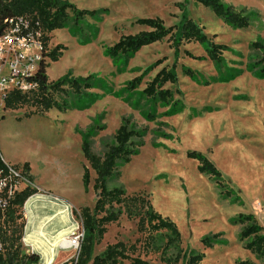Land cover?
Returning a JSON list of instances; mask_svg holds the SVG:
<instances>
[{
    "label": "rangeland",
    "instance_id": "374dc122",
    "mask_svg": "<svg viewBox=\"0 0 264 264\" xmlns=\"http://www.w3.org/2000/svg\"><path fill=\"white\" fill-rule=\"evenodd\" d=\"M68 1L78 9L99 12L52 32L47 50L62 54L57 61L46 58L48 78L93 75L94 86L73 100L64 94L72 105L66 111L53 108L40 113L24 106L0 112L1 151L6 160L16 166L31 164L40 184L54 187L71 201L70 211L81 224L74 211L85 206L93 209L98 198L83 139L88 136L92 151L103 155L129 119L136 129L146 130L144 144L120 165V176L111 177L109 187L123 186L128 194L146 193L154 208L176 223L182 253L203 254L201 264H239L247 259L262 264L244 247L241 225L234 220L252 214L264 227V75L254 66L261 54L251 49L253 42L264 41V0H222L238 10L247 9L250 25L245 28L226 24L197 0ZM185 12L211 39L228 47L222 64H214L206 45L193 41L183 42L176 55L169 37L144 46L128 60L107 53L122 36L149 29L138 19L159 17L171 27L180 23ZM174 63L178 81L163 88L172 90L178 105L174 101L149 104L143 89L162 68ZM187 69L194 75L186 74ZM136 77L140 84L128 88ZM150 112L154 117L148 118ZM193 151L213 162L225 188L216 176L200 171L201 161L190 155ZM85 165L91 175L88 188L83 181ZM226 190L232 191L230 197ZM21 212L24 215L25 209ZM211 239H215L212 246L207 243ZM117 241L135 244L137 254L164 264L165 233L147 246L136 221L125 213L107 225L94 255ZM22 251L28 252L23 242ZM177 252L171 248L164 256ZM177 264H183L182 257Z\"/></svg>",
    "mask_w": 264,
    "mask_h": 264
},
{
    "label": "trees",
    "instance_id": "16d2710c",
    "mask_svg": "<svg viewBox=\"0 0 264 264\" xmlns=\"http://www.w3.org/2000/svg\"><path fill=\"white\" fill-rule=\"evenodd\" d=\"M197 1L211 8L218 17L232 27L245 28L250 25V15L247 9L238 10L232 5L223 3L222 0ZM98 12L96 10L78 9L68 0H0V34L4 29L5 19L13 16H25L35 30L42 32L43 48V58L38 71L29 80L35 87L24 93L18 90L12 91L6 99V110L33 106L40 113L48 112L53 108L66 111L72 105L67 101L64 94L72 97L73 100L84 96L87 90L94 86L93 75L87 77L67 75L58 80L50 81L47 74L49 65L45 60L49 57L52 61H57L62 54L57 49L47 50L52 32L65 28L73 22L78 24L86 16H95ZM137 23L145 25L149 29L122 36L115 44L108 47L107 53L110 56L115 59L124 58L128 60L144 46L169 37L173 47H175L176 55L179 54V48L183 42L193 41L206 45L207 54L214 64H222L225 60L224 52L228 47L211 39L204 32V28L186 12L183 14L180 23L171 27H167L159 17L140 18ZM251 49L261 54L254 66L259 67L262 75H264V41L253 42ZM176 66L174 63L172 67L162 68L154 79L147 83L142 91L146 102L155 105L157 102L169 104L174 101V104L178 105V102L173 100L172 90L163 88L167 83H177ZM185 73L190 76L194 75L191 69H187ZM140 82V78L136 77L129 82L128 88L134 89ZM151 117H154V114L150 112L148 118ZM131 124L129 119L124 120L115 134V142L108 146L103 155H98L92 151L88 136L83 139L84 157L96 175L94 189L98 193V198L93 209L85 206L81 207L78 212L74 211L79 214L81 225L85 229V239L82 242L78 264H121L123 260H128L129 264H158L152 263L142 257L141 254H137L135 244L129 246L123 241L108 244L103 252L94 255V247L103 239L107 232V225L117 222L124 213L129 219L136 221L137 231L144 234L145 245L147 244V246L165 233L166 241L162 251L164 264H177L181 257L183 264H201L204 258L203 254L196 252L189 254L187 251L182 253L181 235L176 223L171 218L159 213L146 193L128 194L123 186L109 187V179L113 176H120V165L130 161L131 156L138 153L139 147L144 144L146 130L136 129ZM190 155L197 156L201 161V166H199L201 172L216 176V181L219 182L221 188L226 187L221 172L212 161L200 152L193 151ZM22 167L27 178L33 184L30 164L27 162ZM90 178V169L85 165L83 181L86 188H88ZM37 192L36 188L28 185L17 194L14 207L10 208L8 213L9 233H4L2 236L5 252L0 257V264H39L40 256L38 254L22 251L25 222L21 209L25 202ZM225 194L230 197L232 191L226 190ZM18 220L21 221L18 222ZM234 222L241 225L239 236L240 240L244 242V247L264 264V227L252 214H240ZM217 236L215 235V238ZM214 240L211 239L210 242H206L212 246ZM171 248H177L178 252L173 257H165L164 254ZM239 264L254 263L247 259L241 260Z\"/></svg>",
    "mask_w": 264,
    "mask_h": 264
},
{
    "label": "built area",
    "instance_id": "2783aa9c",
    "mask_svg": "<svg viewBox=\"0 0 264 264\" xmlns=\"http://www.w3.org/2000/svg\"><path fill=\"white\" fill-rule=\"evenodd\" d=\"M41 37L42 32L35 30L25 16L5 19V26L0 34V112L6 110V99L12 91L24 93L35 87L29 80L36 75L43 58ZM28 185L33 186L23 167L8 163L0 148V257L5 252L2 236L9 233L7 225L9 210L14 207L17 194ZM26 205L27 201L22 207L25 210ZM84 239L85 229L78 224L72 234L60 243L62 253L70 254L64 256L63 261L54 263V258L60 253L57 252L53 259L48 261L46 256L35 252L40 256L39 264H78ZM24 240L23 235L22 242Z\"/></svg>",
    "mask_w": 264,
    "mask_h": 264
},
{
    "label": "crops",
    "instance_id": "0c3cea01",
    "mask_svg": "<svg viewBox=\"0 0 264 264\" xmlns=\"http://www.w3.org/2000/svg\"><path fill=\"white\" fill-rule=\"evenodd\" d=\"M0 148H1V143H0ZM2 152V151H1ZM3 154V153H2ZM4 157V155H3ZM4 159L6 160V158L4 157ZM7 161V160H6ZM8 163H11L9 161H7ZM30 174L31 176L33 177V187L36 188L38 190L37 193H35L34 195H32L28 200H27V203L29 200L31 199H41L42 200H45L44 202H46V205L43 204L40 200L39 202H37V205L33 206V208L31 210L27 209L25 210V214H24V218H25V230H24V238L25 240L23 241L24 245L27 247L28 250H33L35 251L36 253H38L39 255H43V256H46L47 257V260L48 261H51L53 259V256L56 255V253H60V255L56 256L54 258V263H59L60 261H63L64 260V256L61 255L62 254V249L60 248V243L61 241L72 234L73 230L77 227L79 223L78 220L75 219L74 217V214L72 211H70V205H71V201L69 199L66 198L65 195H62L61 193L57 192L55 190L54 187H50V186H43L42 184H40L39 180H38V176L37 174L34 172V169L32 167V165L30 164ZM41 196V197H40ZM47 197V198H46ZM46 198V199H45ZM50 201H55L56 204L58 205H55L50 202ZM49 203V204H47ZM67 204L69 206V212L66 214V217H64L63 215H58L56 217V220L53 221L50 220L49 223H48V226L46 227V232H48V235L51 236L52 238L54 236H56V240L51 243V242H48L47 243V249L44 250V248H38L35 249L36 245L33 238L34 237H31V239L29 241L26 240V236L30 235V233L32 234L31 231H33V226H34V223L37 222V220H41L43 217H46L48 215H54L55 212L54 210L55 209H59V206L60 204ZM43 205V206H42ZM38 207V208H37ZM55 208V209H54ZM37 209V210H36ZM35 211V213H33ZM39 212V213H38ZM54 212V213H53ZM40 214V215H39ZM35 215V217H34ZM41 216V217H40ZM69 217V218H68ZM59 218V219H58ZM65 218V219H64ZM67 218V219H66ZM33 221V222H32ZM70 221V222H69ZM32 222V223H31ZM72 223V224H71ZM56 224V225H55ZM55 225V226H54ZM59 225V226H58ZM31 226V227H30ZM51 226V227H49ZM53 226V227H52ZM61 226V227H60ZM67 226V227H66ZM55 228V229H54ZM52 230H54L52 232ZM51 231V232H50ZM71 231V232H70ZM53 233V234H52ZM68 233V234H67ZM55 234V235H54ZM53 235V236H52ZM31 242V243H30ZM33 242V243H32ZM59 242V244H57ZM57 244V245H56ZM52 246V247H51ZM57 247V248H56ZM59 247V248H58ZM56 250H55V249ZM35 249V250H34ZM52 250V251H50ZM50 255H48V254ZM50 256V258H49Z\"/></svg>",
    "mask_w": 264,
    "mask_h": 264
},
{
    "label": "bare ground",
    "instance_id": "6f19581e",
    "mask_svg": "<svg viewBox=\"0 0 264 264\" xmlns=\"http://www.w3.org/2000/svg\"><path fill=\"white\" fill-rule=\"evenodd\" d=\"M41 197V196H40ZM47 198V197H46ZM45 198V199H46ZM39 200L41 201V199L39 198V199H37V198H33V199H31V200H29L28 201V203H27V205H26V208L27 209H29V210H31L32 208H33V206L35 205H37V202H39ZM43 201V202H42ZM41 202L43 203V204H45V206H47L46 205V202H44L45 200H42ZM50 202H52L53 204H54V206L55 205H58V204H56V202L55 201H50ZM47 204H49V203H47ZM43 206V205H42ZM47 207H49V205L47 206ZM38 208V207H37ZM34 209V208H33ZM55 209V208H54ZM37 210V209H36ZM54 212H55V214L53 215H48V216H46V217H43L41 220H37V222L36 223H34V226H33V231H31L32 232V234L30 233V235H28V236H26V240L27 241H29L30 239H31V237H34L33 238V240H34V242H35V244H37L35 247V249H37V247L39 248H44V250L45 249H47V243L48 242H51V243H53L55 240H56V236H54L53 238L51 237V236H49L48 235V232H46V227L48 226V223H49V221L50 220H52L53 219V221L54 220H56V217L58 216V215H63L64 217H66V214L69 212V206L67 205V204H65V203H63V204H60V206H59V209L57 210V209H55L54 210ZM53 212V213H54ZM33 213H35V211L33 212ZM39 213V212H38ZM40 215V214H39ZM34 217H35V215H34ZM41 217V216H40ZM59 217V216H58ZM69 218V217H68ZM59 219V218H58ZM65 219V218H64ZM67 219V218H66ZM33 222V221H32ZM31 222V223H32ZM70 222V221H69ZM72 224V223H71ZM56 225V224H55ZM54 225V226H55ZM59 226V225H58ZM31 227V226H30ZM49 227H51V226H49ZM53 227V226H52ZM61 227V226H60ZM67 227V226H66ZM55 229V228H54ZM48 230V229H47ZM54 230H52V232H53ZM51 232V231H50ZM71 232V231H70ZM53 234V233H52ZM68 234V233H67ZM55 235V234H54ZM53 236V235H52ZM31 243V242H30ZM33 243V242H32ZM57 244H59V242L57 243ZM56 244V245H57ZM52 247V246H51ZM39 248V249H40ZM57 248V247H56ZM59 248V247H58ZM34 249V250H35ZM55 249V248H54ZM56 250V249H55ZM50 251H52V250H50ZM48 254V253H47ZM48 255H50V254H48ZM49 258H50V256H49Z\"/></svg>",
    "mask_w": 264,
    "mask_h": 264
},
{
    "label": "water",
    "instance_id": "95a60500",
    "mask_svg": "<svg viewBox=\"0 0 264 264\" xmlns=\"http://www.w3.org/2000/svg\"><path fill=\"white\" fill-rule=\"evenodd\" d=\"M33 253H35V251H32Z\"/></svg>",
    "mask_w": 264,
    "mask_h": 264
}]
</instances>
